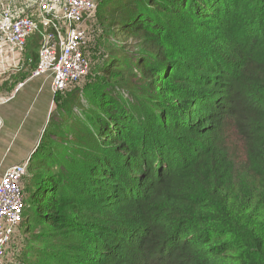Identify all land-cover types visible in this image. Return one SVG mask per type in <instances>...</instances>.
Here are the masks:
<instances>
[{
    "label": "trees",
    "instance_id": "obj_1",
    "mask_svg": "<svg viewBox=\"0 0 264 264\" xmlns=\"http://www.w3.org/2000/svg\"><path fill=\"white\" fill-rule=\"evenodd\" d=\"M96 15L137 44L86 46L82 94H54L59 141L30 156L5 264H264V0H98Z\"/></svg>",
    "mask_w": 264,
    "mask_h": 264
},
{
    "label": "built area",
    "instance_id": "obj_2",
    "mask_svg": "<svg viewBox=\"0 0 264 264\" xmlns=\"http://www.w3.org/2000/svg\"><path fill=\"white\" fill-rule=\"evenodd\" d=\"M95 9V0H9L0 10V53L5 46L12 54H23L28 41L39 34L42 45L33 77H50L52 92H62L90 71L84 22ZM16 60L20 66L25 61ZM29 159L10 165L0 178V264H5L24 220L22 181Z\"/></svg>",
    "mask_w": 264,
    "mask_h": 264
},
{
    "label": "rangeland",
    "instance_id": "obj_3",
    "mask_svg": "<svg viewBox=\"0 0 264 264\" xmlns=\"http://www.w3.org/2000/svg\"><path fill=\"white\" fill-rule=\"evenodd\" d=\"M7 1L9 0H0V10L4 5H6ZM16 1L20 2L22 0H16ZM95 2L97 7L98 0H95ZM84 25L87 29V36H88L87 39L88 55L96 54L98 56L100 53H103V50H105V48L101 47L100 45V43L102 44L101 41L106 43H112L111 41L113 40V38L116 39L117 44L129 43L133 46L137 44L135 40L129 38L126 41H124V39L119 35V31L117 30V27L116 28L111 27L109 22L106 20L102 22L100 16L96 15V9H95V14H93L92 17L90 16L85 19ZM41 45L42 42L40 35L35 34L28 41L27 47L25 48L23 54L20 53L12 54L10 49L5 46H3L1 49L2 52L0 53V79L3 78V80L0 82V92L1 93L12 92V91L16 92L14 94L15 97L11 99V101L7 105L1 107L2 110H4L5 108L8 109L11 108L15 110V113L13 114L9 122V127H10L9 132L11 133V138L9 140L10 143L7 144V147L11 144L9 146V152L10 154L13 153L14 155L12 156V161L10 165L23 161V160L21 161L18 160V158H21L23 155H25L26 158H30V156H32L36 151L37 147L42 143H45L46 141L48 142V139H50L51 141H55V140L59 141L58 138H56L55 136L52 137L49 134V131L52 128L49 127L48 125L51 123L53 119L56 122H58L60 119V117H57L58 115L56 116L57 104H54L53 102L55 96L54 93L52 92L51 84L49 85V82H51V78L48 76L47 77L41 76L43 80V84L47 83L46 85H48L49 89L47 90L44 89L39 91V85L38 83H34L35 81H32L33 79L29 80L27 83L25 82L27 77H31V76L33 77V74L37 67L34 70L32 68L30 69L28 68L29 73H27L19 65L20 63L18 62V60H16V59H24V60L34 59V57L36 56L39 57V50L41 48ZM124 48H126V50H130V51L132 50V47H124V46L117 47L118 50ZM95 61L96 59H94V63H96ZM18 66L20 67L18 68ZM82 80L83 81L81 83L72 84L66 90L60 92L58 96L60 98H64L66 96H72L74 93H77L79 95L82 94V91L80 92L79 89L83 87L86 78L84 77ZM4 82H5V86H4ZM20 83H24V84L26 83V84L25 85L23 84V86L18 87L17 89V86ZM17 110L21 112H17ZM74 110L78 111L76 107H74ZM10 115L11 114H8V118ZM0 116H3L2 112H0ZM5 120L8 121L7 118H5ZM0 142L3 141L0 140ZM240 154L241 157H243L242 151H240ZM235 155L238 156L239 152H235ZM40 157L42 156L40 155ZM9 163L6 162L3 164L4 167L1 172L2 175L4 174ZM28 178L29 176L27 171L24 180V187L26 186V182ZM23 235L24 237L22 238L21 248L18 247L13 251L16 253V255H19L20 252L19 250H21L23 246H26V243H28L30 240L29 237H25L26 235L24 233ZM13 262H15V264H18L17 263L18 259H16ZM6 264H12V263H9V260H6Z\"/></svg>",
    "mask_w": 264,
    "mask_h": 264
},
{
    "label": "crops",
    "instance_id": "obj_4",
    "mask_svg": "<svg viewBox=\"0 0 264 264\" xmlns=\"http://www.w3.org/2000/svg\"><path fill=\"white\" fill-rule=\"evenodd\" d=\"M27 72H28V70H27ZM42 77H45V76H42ZM31 79H33L32 81H35L34 83H38L39 91L44 90V89H46V90L49 89L48 85H46L47 83L43 84V80H42L41 77H32L31 76V77L26 78L25 82L27 83ZM2 80H3V78L0 79V82ZM50 84H51V82H49V85ZM14 94L15 93L13 91L12 92H6V93H1L0 92V98H5L4 102H0V112L3 113V116H0V140L3 141V142H0V178H1V175H2V173H1L2 169L4 167L3 164L6 163V162H8V163L10 162L9 165L7 166V168H8L10 166V164H11L12 156H14L13 153L10 154V152H9V146L11 144L8 147H7V144L10 143L9 140L11 138V133L9 132V128H10L9 127V122H10V119L12 118L13 114L15 113L14 109L5 108L4 110H2L1 107H3L4 105H7L11 101V99H13L15 97ZM48 94H47V96H48ZM17 112H21V111L17 110ZM8 114H11L9 116V118H8ZM4 115H5V117H4ZM5 118H7L8 121H6ZM18 160H20V161L21 160H26V156L23 155L21 158H18Z\"/></svg>",
    "mask_w": 264,
    "mask_h": 264
}]
</instances>
